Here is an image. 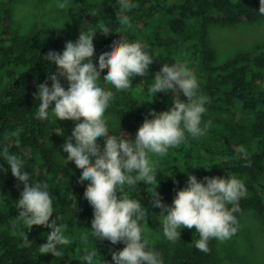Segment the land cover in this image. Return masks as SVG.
Instances as JSON below:
<instances>
[{
	"label": "trees",
	"instance_id": "16d2710c",
	"mask_svg": "<svg viewBox=\"0 0 264 264\" xmlns=\"http://www.w3.org/2000/svg\"><path fill=\"white\" fill-rule=\"evenodd\" d=\"M14 1L7 0L8 4L0 7V148L7 146L20 157L34 182L48 183L53 219L58 225L91 228L94 209L84 198L90 181L79 182L82 171L60 157L50 136L51 110L47 119H38L40 101L35 94L40 83L47 81L51 87L48 77L57 69L44 56L50 50L62 53L67 41L74 42L80 32L90 30L97 33L95 64L103 52L111 51V45L121 35L129 42L141 43L155 58L149 74L133 77L131 87L125 91H116L104 82L107 72L101 73L100 85L114 93L106 110L112 116L106 120L110 135L120 137L126 131L124 134L134 139L144 120L153 118L151 110L159 113L173 106L174 93L159 92L154 96L149 92L156 72L165 63L178 62L190 69L199 83L198 94L210 101L200 125L206 129L204 135H188L185 143L170 148L166 156L150 154L156 182L125 185L129 198L138 200L149 214L156 208L150 202L151 194L156 190L168 203L187 186L188 174L199 180L231 175L242 180L247 189L239 201L240 210L234 213L237 221L250 208L264 218V43L221 60L210 39L213 24L263 21L264 15L258 12L260 0H130L135 5L127 13L131 27L123 32L117 18L119 0H69L70 28L46 26L28 35H22L14 26ZM101 26H107L112 33L102 34ZM181 99L187 98L181 94ZM0 165V192L23 185L2 156ZM19 211L0 210V264H58V257L39 252L52 229H30L22 222ZM140 224L144 227L145 220ZM143 235L148 239L145 232ZM198 239L195 229L185 228L179 240L161 247L163 253L150 244L149 247L161 254L163 264H218L212 257L214 239L209 241V253L196 249L194 242ZM95 242L102 253L100 264H114L112 252L126 246L124 242L112 244L96 237ZM57 248L61 251V245Z\"/></svg>",
	"mask_w": 264,
	"mask_h": 264
},
{
	"label": "clouds",
	"instance_id": "9594fccd",
	"mask_svg": "<svg viewBox=\"0 0 264 264\" xmlns=\"http://www.w3.org/2000/svg\"><path fill=\"white\" fill-rule=\"evenodd\" d=\"M68 6V0L62 3L57 0L58 8ZM134 7L130 0H119L117 18L122 26L121 32L131 27L127 13ZM258 12L264 15V0H260ZM100 31L104 35L112 33L107 26H101ZM96 34L94 30L80 32L76 42H66L62 53L50 50L44 56L57 69L49 74L51 87L47 81L37 85L35 96L40 103L36 116L45 120L51 110L57 120L76 122L71 136L62 146L68 154L65 162H74L82 170L79 182L90 181L84 198L94 209L91 234L101 241L124 242L126 245L112 252L114 264H163L161 254L149 247V241L143 235L145 228L140 221L147 219L148 210L138 200L129 198L124 186L135 187L140 182L154 184L157 175L150 154L166 156L170 148L185 143L188 135L192 138L204 135L206 129L200 125L207 111L205 105L210 101L207 96L198 94L199 83L190 69L178 62L165 63L156 72L149 92L154 96L159 92L174 93L173 106L159 113L151 110L149 115L153 118L144 120L134 139L124 133L120 137L110 135L104 114L114 93L100 85L101 72L107 69L104 82L116 91H125L131 87L133 77L149 74L155 58L144 50L141 43L129 42L121 35L111 45V51L99 56L97 68L93 62ZM61 77L67 80V88L62 85ZM181 94L187 99L182 100ZM53 102L55 106L51 107ZM99 138L105 141L102 148ZM0 156L10 166L12 175L23 183L21 198L15 202L22 222L30 229L33 226L52 229L47 242L40 244V254L61 257L62 252L57 246H69L74 240L65 235L67 225H58L53 219V200L48 183L34 182L31 174L24 170V161L12 154L7 146L0 148ZM188 176L187 186L177 191L171 205L165 204L156 190L151 194L150 202L153 207L161 209L158 219L167 240L175 243L181 238V229H195L199 233V239L194 242L196 249L209 253L210 240L225 242L238 231L234 213L240 210L239 201L246 196L247 189L242 180L231 175L206 176L204 180L194 174ZM82 239L86 240L87 235ZM96 255L97 250L85 249L79 260L93 264Z\"/></svg>",
	"mask_w": 264,
	"mask_h": 264
},
{
	"label": "rangeland",
	"instance_id": "374dc122",
	"mask_svg": "<svg viewBox=\"0 0 264 264\" xmlns=\"http://www.w3.org/2000/svg\"><path fill=\"white\" fill-rule=\"evenodd\" d=\"M7 0H0V7L6 5ZM63 2V0H59ZM70 1L68 0V4ZM14 14V26L22 35H28L32 30L50 26L52 28L71 27V22L66 9L57 7V0H15L12 4ZM79 36L74 39L78 40ZM210 39L215 46L219 58L225 59L229 55L241 49L252 48L259 43H264V20L260 22H240L236 24H213L210 29ZM97 68H98V64ZM107 72L105 69L101 73ZM102 79V78H101ZM100 79V80H101ZM62 85L67 88L68 82L61 78ZM54 102L51 107H54ZM108 111V110H107ZM105 112V120L111 118L109 112ZM52 114V113H51ZM225 116H227L225 114ZM82 122V120L80 121ZM76 122L72 120H57L52 114L50 123L51 141L60 151V157L65 160L67 153L63 151V145L71 136ZM62 132V134L58 133ZM127 134L128 132H124ZM103 138L98 143L101 148L104 145ZM94 159V158H93ZM77 168L74 162H68ZM23 185L16 184L0 192V210H19L15 202L21 198ZM175 196L166 203L171 205ZM160 208H154L145 219V235L149 244L163 253L162 246L172 244L167 240L162 231V224L158 219ZM238 231L231 239L220 242L214 239L212 257L218 264H264V218L252 208L243 211L238 217ZM91 228L87 226H67L65 235L71 237L74 242L69 245H61L62 256L58 257V264H87L79 260L85 254V249L97 250L93 264H100L102 253L91 234ZM87 235V239L82 236Z\"/></svg>",
	"mask_w": 264,
	"mask_h": 264
}]
</instances>
